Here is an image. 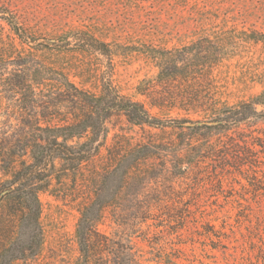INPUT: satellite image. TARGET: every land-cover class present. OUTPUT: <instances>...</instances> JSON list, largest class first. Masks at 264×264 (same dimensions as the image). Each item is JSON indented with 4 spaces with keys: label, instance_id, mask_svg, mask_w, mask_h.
<instances>
[{
    "label": "trees",
    "instance_id": "obj_1",
    "mask_svg": "<svg viewBox=\"0 0 264 264\" xmlns=\"http://www.w3.org/2000/svg\"><path fill=\"white\" fill-rule=\"evenodd\" d=\"M5 21L9 34L0 37V264L39 254V195L53 182L77 178L91 166L99 167L92 172L97 184L78 210L75 264L138 263L129 235L106 234L99 226L107 214L115 223L123 221L121 210L128 203L134 227L155 220L154 211L163 201L145 191L158 178L155 161L166 160V155L174 159L170 175L175 178L207 161L223 174H214L218 184L231 173L245 171L250 180L257 178L256 169L264 163V129H257L264 125V82L262 91L247 100L231 104L225 98L219 69L231 59L233 34L201 36L179 48H151L148 59L156 75L136 88L141 101L122 95L114 85L116 54L109 43L75 31L59 47L106 63L49 62L22 25ZM243 35L240 41L264 46V34ZM92 78L93 89L86 87ZM115 117L142 131L147 128L144 139L108 147V123ZM152 131L174 138L156 140ZM132 187L131 199L119 198L121 190ZM166 216L181 225V214Z\"/></svg>",
    "mask_w": 264,
    "mask_h": 264
},
{
    "label": "rangeland",
    "instance_id": "obj_2",
    "mask_svg": "<svg viewBox=\"0 0 264 264\" xmlns=\"http://www.w3.org/2000/svg\"><path fill=\"white\" fill-rule=\"evenodd\" d=\"M0 16V37L9 34L5 18L17 21L35 40L39 55L49 62L106 63L96 55L85 57L59 47L75 31L89 32L109 43L116 54L114 85L122 95L141 101L144 98L135 95L136 88L156 75L148 59L151 48H179L201 36L231 33L232 56L219 69L225 98L232 104L263 89L264 46L240 40L244 33L264 34V0H0ZM70 79L79 82L73 73ZM86 82L93 89L96 80ZM1 108L0 104V122ZM108 128V147H117L118 142L128 146L126 140L132 146L148 131L128 125L122 117L112 118ZM257 129L263 130L264 125ZM152 133L158 135V131ZM159 135L156 140L174 138L170 133ZM173 162L171 155L155 161L158 178L145 191L148 197L163 201L154 211L155 220L134 227V209L128 203L121 210L123 221L115 223L107 214L99 229L129 235L137 264H264V163L256 169L255 180L244 171L242 175L225 174L218 184L214 174L219 178L223 174L214 169L213 162L176 178L170 175L175 173ZM97 167L60 184L53 182L48 192L39 195L41 251L14 264H75L79 256L75 238L78 210L97 184L92 175L93 170L99 171ZM133 189L121 190L119 198L131 199ZM176 213L183 218L180 226L166 216Z\"/></svg>",
    "mask_w": 264,
    "mask_h": 264
}]
</instances>
